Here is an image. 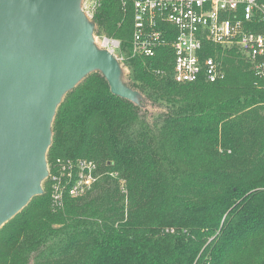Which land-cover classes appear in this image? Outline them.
I'll list each match as a JSON object with an SVG mask.
<instances>
[{"label": "trees", "instance_id": "1", "mask_svg": "<svg viewBox=\"0 0 264 264\" xmlns=\"http://www.w3.org/2000/svg\"><path fill=\"white\" fill-rule=\"evenodd\" d=\"M93 20L121 42L141 103L99 72L65 96L48 164L92 160L101 179L61 209L46 180L0 230V264H264V81L249 59L208 44L225 79L179 84L170 46L133 56L132 3L105 1Z\"/></svg>", "mask_w": 264, "mask_h": 264}, {"label": "water", "instance_id": "2", "mask_svg": "<svg viewBox=\"0 0 264 264\" xmlns=\"http://www.w3.org/2000/svg\"><path fill=\"white\" fill-rule=\"evenodd\" d=\"M95 30L82 0H0V230L44 194L53 123L69 92L99 72L115 96L141 103Z\"/></svg>", "mask_w": 264, "mask_h": 264}, {"label": "built area", "instance_id": "3", "mask_svg": "<svg viewBox=\"0 0 264 264\" xmlns=\"http://www.w3.org/2000/svg\"><path fill=\"white\" fill-rule=\"evenodd\" d=\"M105 1L108 0H82V10L93 20ZM114 1L123 10L133 4V56L153 58L161 47L173 49L176 83H215L225 79L222 62L204 55L208 44L238 49L251 62L257 78L264 81V0ZM96 41L119 61L124 59L120 57L119 40L96 36ZM48 168L55 209L63 208L66 195L79 198L91 192L102 176L97 164L88 159H57Z\"/></svg>", "mask_w": 264, "mask_h": 264}, {"label": "rangeland", "instance_id": "4", "mask_svg": "<svg viewBox=\"0 0 264 264\" xmlns=\"http://www.w3.org/2000/svg\"><path fill=\"white\" fill-rule=\"evenodd\" d=\"M96 36H97V35H96ZM127 72H129L128 69H127ZM43 188H44V183H43Z\"/></svg>", "mask_w": 264, "mask_h": 264}]
</instances>
